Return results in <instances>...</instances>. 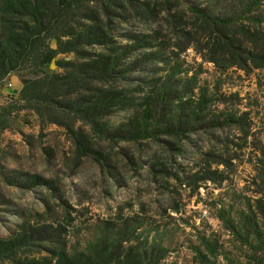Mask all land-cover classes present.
<instances>
[{"label": "rangeland", "instance_id": "obj_1", "mask_svg": "<svg viewBox=\"0 0 264 264\" xmlns=\"http://www.w3.org/2000/svg\"><path fill=\"white\" fill-rule=\"evenodd\" d=\"M215 1L122 0L117 4L122 7L112 5L109 19L124 43L133 34L163 43L165 57L178 56L201 85L211 92L218 89L227 99L220 108L246 112V124L140 142H109L82 125L78 142L73 133L41 122L32 111L16 112L0 131V240L42 219L84 228L96 219L132 217L141 223L142 235L157 236L169 248L168 264H199L192 247L203 232H213L236 255V244L217 213L223 205L236 209L257 198V159L264 151V68L249 57L255 40L248 34L251 22L223 27L188 16L189 4ZM257 42L255 53L263 56L264 39ZM233 59L241 64L230 66ZM21 88L16 75L2 82L0 106ZM118 122L113 117L108 124ZM30 243L0 264H48L50 254L41 248L47 244Z\"/></svg>", "mask_w": 264, "mask_h": 264}, {"label": "trees", "instance_id": "obj_2", "mask_svg": "<svg viewBox=\"0 0 264 264\" xmlns=\"http://www.w3.org/2000/svg\"><path fill=\"white\" fill-rule=\"evenodd\" d=\"M121 1L0 0V84L12 75L22 83L17 97L0 106V131L25 110L43 123L64 127L78 142L82 125L109 142H140L246 124V112L220 108L227 99L218 89L211 92L201 85L178 56L165 57L163 43L146 34L121 41L109 19L112 5L122 7L117 5ZM262 8L264 0H216L207 6L189 4L186 10L189 17L213 26L251 22L248 34L255 40L249 57L264 68V54L258 56L254 47L264 39ZM225 45L235 52L233 42L226 39ZM68 54L73 57L58 58ZM233 60L230 66L241 64ZM113 117L119 122L111 126ZM262 155L255 174L257 198L236 209L223 205L217 213L239 253L232 255L213 232H203L192 247L199 264H264V151ZM140 224L120 217L80 228L42 219L0 240V259L13 260L32 240H40L48 246L41 247L50 254L48 264H168L169 248L157 236L142 235Z\"/></svg>", "mask_w": 264, "mask_h": 264}]
</instances>
